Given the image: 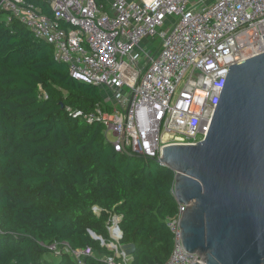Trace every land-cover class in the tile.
<instances>
[{
	"label": "trees",
	"instance_id": "trees-1",
	"mask_svg": "<svg viewBox=\"0 0 264 264\" xmlns=\"http://www.w3.org/2000/svg\"><path fill=\"white\" fill-rule=\"evenodd\" d=\"M25 1L54 18L49 0ZM9 14L0 8V264H78L68 253L48 259L49 245L63 241L93 248L84 264H107L99 255L113 251L90 231L109 241L111 213L122 216L121 242L136 244L131 264H163L174 246L166 219L178 210L176 172L116 152L103 123L74 117L112 106Z\"/></svg>",
	"mask_w": 264,
	"mask_h": 264
},
{
	"label": "built area",
	"instance_id": "built-area-1",
	"mask_svg": "<svg viewBox=\"0 0 264 264\" xmlns=\"http://www.w3.org/2000/svg\"><path fill=\"white\" fill-rule=\"evenodd\" d=\"M49 3L54 18L25 0H0V8L10 12L8 19L17 17L37 37L53 44L56 59L68 65L73 77L102 88L112 111L98 107L90 114H72L84 116L88 123H103L106 141L120 153L158 160L168 145L205 139L229 67L264 52V0ZM156 37L161 42L154 51ZM177 203L176 214L166 219L174 246L163 264H205V254L187 251L182 242L180 220L194 202ZM93 211L99 215L101 209L93 206ZM121 220V215L110 214L109 241L90 231L113 251L99 255L107 264L133 260L122 247ZM49 248L58 257L70 254L78 264H84L85 256H95L91 246L73 248L67 241Z\"/></svg>",
	"mask_w": 264,
	"mask_h": 264
},
{
	"label": "water",
	"instance_id": "water-1",
	"mask_svg": "<svg viewBox=\"0 0 264 264\" xmlns=\"http://www.w3.org/2000/svg\"><path fill=\"white\" fill-rule=\"evenodd\" d=\"M157 161L176 172V200L194 202L180 220L187 251L205 264H264V52L229 67L205 139L168 145Z\"/></svg>",
	"mask_w": 264,
	"mask_h": 264
},
{
	"label": "rangeland",
	"instance_id": "rangeland-1",
	"mask_svg": "<svg viewBox=\"0 0 264 264\" xmlns=\"http://www.w3.org/2000/svg\"><path fill=\"white\" fill-rule=\"evenodd\" d=\"M161 29H165V27H163V28H161ZM160 29V30H161ZM160 42H161V38L160 37H156L155 38V40L153 41L152 40V45H151V47L154 49V51H157V49H158V47H159V45H160ZM150 43V42H149ZM104 95V94H103ZM112 102V101H111ZM113 103V102H112ZM109 137L110 138H113V136L112 135H109ZM48 259H50V261H52V262H57L58 261V259L53 255V254H50L49 256H48Z\"/></svg>",
	"mask_w": 264,
	"mask_h": 264
}]
</instances>
